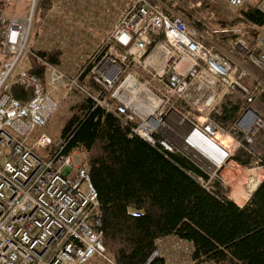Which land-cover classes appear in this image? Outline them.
Returning a JSON list of instances; mask_svg holds the SVG:
<instances>
[{
	"label": "built area",
	"instance_id": "built-area-1",
	"mask_svg": "<svg viewBox=\"0 0 264 264\" xmlns=\"http://www.w3.org/2000/svg\"><path fill=\"white\" fill-rule=\"evenodd\" d=\"M15 1L0 0L5 57L0 67V264H88L92 259L115 264L96 229L97 192L84 162L75 163L74 152L63 155L61 140L51 146L45 134L30 137L49 122L56 91L75 88L96 106L107 111L114 106L125 123L137 122L133 134L183 153L212 179L238 148L250 152L255 135L264 130V117L254 106L264 83L249 72L264 73V25L252 46L239 36L225 48L172 15L163 0H135L84 68L69 75L45 63L48 73L42 82L20 68L35 0L22 16L9 14ZM209 1L224 4L234 18L254 0ZM258 9L264 14V0ZM83 75L100 90L82 84ZM246 77L257 85L248 87ZM14 84L31 92L28 101L12 97ZM227 96H236L243 109L224 130L211 116L220 114ZM256 161L264 167V157ZM151 257H162L166 264H196L191 245L180 240L159 242Z\"/></svg>",
	"mask_w": 264,
	"mask_h": 264
},
{
	"label": "trees",
	"instance_id": "trees-1",
	"mask_svg": "<svg viewBox=\"0 0 264 264\" xmlns=\"http://www.w3.org/2000/svg\"><path fill=\"white\" fill-rule=\"evenodd\" d=\"M197 1L200 7L188 11L176 4L174 10L203 36L228 45L240 35L234 28L237 24L258 29L255 36L244 34L251 42L259 36L264 14L256 6L243 5L239 18L226 23L210 17L215 9L205 4L207 0ZM41 6L45 9L40 5L39 10ZM34 55L27 70L42 82L48 73L45 63L60 67L63 59L59 48L34 50ZM85 76L80 78L82 84L100 90ZM67 94L73 95V103L60 132L62 154H83L97 192L100 225L96 229L115 264H166L164 258L151 255L159 242L168 245L173 240L191 245L196 264H264V179L239 206L229 199V189L218 177L211 179L189 157L133 134L131 127L137 122L125 123L114 106L109 111L96 106L75 88ZM11 95L24 103L31 92L14 84ZM259 102L264 106V93ZM219 108L220 114L211 117L227 130L243 103L227 96ZM252 159L241 147L230 161L250 167Z\"/></svg>",
	"mask_w": 264,
	"mask_h": 264
},
{
	"label": "rangeland",
	"instance_id": "rangeland-1",
	"mask_svg": "<svg viewBox=\"0 0 264 264\" xmlns=\"http://www.w3.org/2000/svg\"><path fill=\"white\" fill-rule=\"evenodd\" d=\"M90 1L93 0H35V7L31 25V34L28 42V52L24 56L20 67H32V58H35L32 55L34 54V50H48L50 48H59L63 51V59L61 60L60 67L71 75L75 74L78 70H80L84 62V65H86L90 57L93 56V54L95 53V50L99 46L101 40L112 31L111 27V30H105L103 28L98 32L97 29L86 30L87 28L84 27V24H89L90 26L92 25V22H104L106 16V14L101 15L104 11H106L103 9H101V14L97 15L95 13H92L93 10L91 12L87 11L85 9V5L89 4ZM94 1L97 2L99 0ZM133 1L135 0H110V3L112 4L113 9L114 7H116L118 2H123L124 4H126L124 7L125 9L123 8L124 10L122 9L123 11H121L120 13L121 15L129 6V4H131ZM194 1L195 0H163V3L164 6L168 10H170V12H172V15L182 17L176 10H174V6L176 4H180L189 11L190 9H194L197 7L196 4L198 1ZM261 1L262 0H254L252 3L248 2L244 6L252 5L258 8V6H260ZM30 4L31 0H17L12 4L10 12L13 11L16 15H26L28 13V9L30 8ZM205 4L210 5L215 9L214 14H211L210 16H213L215 21L218 20L224 21L226 23H234L237 18H239L240 9H238L237 12H234L233 18L229 9L225 8L224 4L222 5L221 3L216 2L212 3L209 0H207ZM40 5H44L45 9H43V7L41 6V10H39ZM244 6H242V8ZM80 11L81 13H79ZM120 15L114 16L112 27L115 26L117 20L120 18ZM107 17L111 18V15L108 14ZM234 28L237 32L240 30L239 36H243V38L251 46L254 44V42H251V40L247 39L245 35L248 34L249 36H255L256 32H258V29H254V27L252 28L248 25L244 26V24H237ZM87 33L89 35L88 37L85 36V34ZM208 39L214 41L211 37H208ZM84 42H87L88 44H84ZM223 45L225 48H228L227 44ZM0 60L2 62L3 60H5L1 49ZM249 72L254 74V76L258 77L260 81L264 83V73L256 72L253 69H249ZM244 81L248 87H254L257 85L254 79H251L250 77H246ZM263 93L264 92L257 96L254 106L256 110L261 113L264 117V106L261 105L259 102V99ZM53 98L57 100V107L54 113L52 114L49 122L45 127L34 130L30 135L32 139H36L40 135L45 134L51 139V146L56 145V143L59 141L61 128L65 120L71 113L70 106H72L73 103V95L67 94V91L65 90H57L56 97L53 96ZM222 141H226V144L229 143L228 138H222L221 142ZM43 153L48 155L49 151H44ZM248 153L253 156L251 166L242 167L239 165L242 172L240 177L235 175V173L233 175L236 176L237 180L231 181V175H228L226 177L227 179H225V184L222 183L226 188L229 189L228 197L233 202L237 201V188H240L242 190L244 197L247 198V201L250 198L251 193L257 187V185L264 179V167L259 168L260 164H256L257 158L264 157V130H261L256 134L253 139V143L250 147V152ZM77 154L78 155L74 156L73 158L75 163H77L79 159L83 161V154L81 152H77ZM226 161L227 160L223 162L221 168H224V164ZM228 162L229 161H227L226 164ZM107 255L111 258L108 253ZM88 264H102V262L96 259H92Z\"/></svg>",
	"mask_w": 264,
	"mask_h": 264
},
{
	"label": "crops",
	"instance_id": "crops-1",
	"mask_svg": "<svg viewBox=\"0 0 264 264\" xmlns=\"http://www.w3.org/2000/svg\"><path fill=\"white\" fill-rule=\"evenodd\" d=\"M125 5L126 4H124L123 2H118L117 3V5H116V7H114V9H113V6H112V4L110 3V0H99V1H90L89 2V4H86L85 5V9L87 10V11H89V12H91L92 10V13H95L96 15L97 14H101L100 12H101V9H103V10H106V11H104L103 12V14H101V15H104V14H106V16H105V21L104 22H100V23H98V22H92V25H90L89 26V24H84V27H86L87 29L86 30H91V29H93V30H96L97 29V32L98 31H100L101 29H105V30H109L110 29V27H111V29H112V23H113V21H114V16H118V15H120V13H121V11H123L125 8ZM81 7V6H80ZM124 8V9H123ZM226 8V7H225ZM123 9V10H122ZM10 11V10H9ZM79 13H81V11L79 12ZM9 14L10 15H12V16H15L16 14L13 12V11H11V12H9ZM108 14L109 15H111V18H108L107 16H108ZM20 16H22V15H20ZM89 26V27H88ZM82 29V28H81ZM110 29V30H111ZM85 36H89L88 35V33L87 34H85ZM84 44H88L87 42H84ZM92 44V43H91ZM90 44V45H91ZM4 61V60H3ZM1 63H2V61L0 60V67H1ZM21 69H28V68H22V67H20ZM66 72V71H65ZM66 74H69L70 75V73H67L66 72ZM65 91H68V90H65ZM225 144H226V141H225ZM74 156H76V155H78L77 154V152H74ZM79 161H80V159H79ZM236 173V174H235ZM241 168H240V166L239 165H237L235 162H232V161H229L226 165H225V167L223 168V169H221L220 171H219V173H218V175H217V177H218V179L223 183V184H225V179H227L226 177L228 176V175H231L230 176V180L231 181H236L237 180V178H236V176L235 175H237L238 177H240V175H241ZM233 174H235V175H233ZM224 179V180H223ZM227 181V180H226ZM236 194H237V201L235 202L237 205H239V206H242V205H244L245 204V202H246V197H244V194H243V192H242V190L240 189V188H237V190H236Z\"/></svg>",
	"mask_w": 264,
	"mask_h": 264
},
{
	"label": "bare ground",
	"instance_id": "bare-ground-1",
	"mask_svg": "<svg viewBox=\"0 0 264 264\" xmlns=\"http://www.w3.org/2000/svg\"><path fill=\"white\" fill-rule=\"evenodd\" d=\"M223 144H225V141L222 142ZM218 161H220V158H217Z\"/></svg>",
	"mask_w": 264,
	"mask_h": 264
}]
</instances>
